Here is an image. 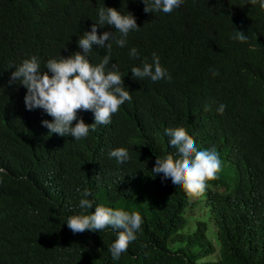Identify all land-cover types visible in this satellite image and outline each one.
I'll return each mask as SVG.
<instances>
[{"label":"trees","instance_id":"trees-1","mask_svg":"<svg viewBox=\"0 0 264 264\" xmlns=\"http://www.w3.org/2000/svg\"><path fill=\"white\" fill-rule=\"evenodd\" d=\"M114 5L138 6L0 0V264H264L257 2L142 0L124 42L96 36L102 12ZM59 54L81 55L101 73L82 85L102 95L86 120L78 117L86 96L71 98L59 74L51 90L65 119L39 94L27 103L32 111L23 109L5 82L59 67ZM154 56L166 70L161 79L139 65ZM114 66L123 72L107 75ZM124 83L129 100L110 102ZM197 138L221 151L222 167L184 150ZM159 159L161 170L153 169ZM149 172L152 186L142 181ZM193 188L206 217L188 214Z\"/></svg>","mask_w":264,"mask_h":264},{"label":"clouds","instance_id":"clouds-1","mask_svg":"<svg viewBox=\"0 0 264 264\" xmlns=\"http://www.w3.org/2000/svg\"><path fill=\"white\" fill-rule=\"evenodd\" d=\"M137 1V8L134 7H127L125 10L117 8L115 5L105 9L99 19V29L96 33L97 38H101L109 33L116 34L121 40L124 39L123 37L133 30L132 21L137 18L142 11L141 1L142 0H135ZM180 4L182 0H179ZM258 4L259 10L264 15V0H254ZM59 59V67L55 69H50L41 73L39 76L35 78L29 79H15L11 75H6L5 82L11 85L18 93L19 101L21 106L25 110H30V107L27 105L29 100H31L35 95L39 94L42 98V103L47 107L49 112L52 114L55 110L58 111V119H65L63 113L61 112V108L57 100L52 94V87H53V80L55 81L53 75L59 74L60 78L58 79L60 83H64L65 86H70L71 89L67 92L71 98H76L79 96H83L86 98L83 99L79 106L78 117L83 118L86 120V117H89L97 112L98 109V100L101 98V94L96 90H89V87H82L84 82L92 80L97 76H100L101 73L94 68L88 67L83 64L81 55L69 56L66 54H59L56 55ZM145 70L151 68L155 73L158 79H161L166 76V70L163 67L162 63L159 61L157 56L152 58V61H146L143 64H139ZM127 71H133L131 67H128ZM123 71L118 69L116 66L112 67L107 75H115L122 73ZM126 72V71H125ZM130 98V92L127 88L126 84H122L119 88L110 95V102L116 103L117 101L122 100V104L126 103ZM38 121V118H36ZM75 127V121H74ZM173 131L176 133L175 124H172ZM75 131L77 132L78 138H81L76 127ZM116 150L120 153V155L126 159L127 152L126 148L122 145L115 146ZM184 150L192 153L196 157L204 160H211L212 163L210 164L212 168H215L214 162H218L219 165L222 167L224 164V159L222 157L221 151L211 144L204 143L200 141L198 138L196 140L191 139L189 140L185 146ZM159 153V152H158ZM188 160V159H187ZM160 159L153 164V169L161 170L158 163ZM169 165H171L169 163ZM197 168H190V171L193 172ZM173 170L175 173H178L180 167L174 165ZM137 174V170H136ZM199 175V172H196ZM154 177L149 172L148 176L142 181L149 186L155 184ZM198 180H203L201 177ZM120 183V182H119ZM144 183V184H145ZM193 190L200 195L202 193L198 192L196 188ZM191 190V191H193ZM190 191V193H191ZM156 192V190L154 191ZM149 195V194H148ZM147 195V196H148ZM190 195V194H189ZM188 195V197H189ZM203 196V195H202ZM153 197V196H152ZM205 209V208H204ZM206 217V216H204ZM44 241V240H43ZM50 241V240H49ZM46 244V243H45ZM216 256V252L210 253ZM202 260V259H201Z\"/></svg>","mask_w":264,"mask_h":264},{"label":"rangeland","instance_id":"rangeland-1","mask_svg":"<svg viewBox=\"0 0 264 264\" xmlns=\"http://www.w3.org/2000/svg\"><path fill=\"white\" fill-rule=\"evenodd\" d=\"M190 199H196L195 204L191 207V211L190 213H188L189 215H193L195 217H199V216H206L205 213V209L203 207V198L204 196L200 195L199 193L195 192L194 190L191 191L190 195H189ZM215 258L214 254H211V258L209 260H213ZM202 260L205 259V257L203 256L201 258Z\"/></svg>","mask_w":264,"mask_h":264}]
</instances>
